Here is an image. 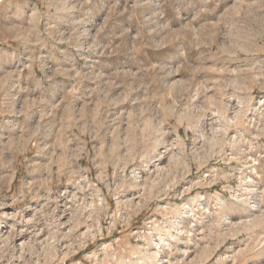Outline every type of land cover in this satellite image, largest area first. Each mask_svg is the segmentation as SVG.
Segmentation results:
<instances>
[{
  "label": "rangeland",
  "instance_id": "rangeland-1",
  "mask_svg": "<svg viewBox=\"0 0 264 264\" xmlns=\"http://www.w3.org/2000/svg\"><path fill=\"white\" fill-rule=\"evenodd\" d=\"M0 264H264V0H0Z\"/></svg>",
  "mask_w": 264,
  "mask_h": 264
},
{
  "label": "bare ground",
  "instance_id": "bare-ground-1",
  "mask_svg": "<svg viewBox=\"0 0 264 264\" xmlns=\"http://www.w3.org/2000/svg\"><path fill=\"white\" fill-rule=\"evenodd\" d=\"M249 190V189H248Z\"/></svg>",
  "mask_w": 264,
  "mask_h": 264
}]
</instances>
